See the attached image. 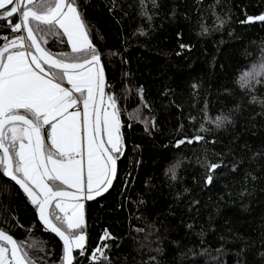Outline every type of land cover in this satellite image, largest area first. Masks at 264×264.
Returning a JSON list of instances; mask_svg holds the SVG:
<instances>
[{
  "label": "trees",
  "instance_id": "obj_1",
  "mask_svg": "<svg viewBox=\"0 0 264 264\" xmlns=\"http://www.w3.org/2000/svg\"><path fill=\"white\" fill-rule=\"evenodd\" d=\"M79 3L91 25L92 41L103 54L110 85L107 91L120 97V106L131 112L139 104L137 89L142 87L151 104V111L144 109L143 113L155 116L157 123L151 135L140 123L122 129L126 150L118 162V177L103 197L86 202L89 249L101 243L106 229L120 238L112 242L109 256L118 264H132L133 256L141 257L133 250L130 229L149 231L148 225L155 224L164 237L161 264H237L238 260L240 264H264L260 255L264 253V180L249 181L252 194L243 199L236 195L241 185L232 186L242 180L246 170L264 177V158L252 159L256 153H264V116L256 115L262 109L248 104L235 83L239 72L257 62L264 51V22L241 23L247 16L264 14V0H220L219 4L216 0H157L159 8L148 5L151 21L139 14L138 0H116L114 13L108 10L110 0ZM213 11L231 19L217 30ZM201 22L212 29L209 34H199ZM48 39L45 46L50 50H67L56 38ZM181 44L190 48L182 49ZM192 84L199 87L193 89ZM125 87L131 89L127 99ZM256 95L264 97V87L258 86ZM241 97L244 109L235 115L234 126L200 133L215 144L175 147L176 140L197 133L206 101L214 117L227 113ZM189 116H195L196 121L190 122ZM122 120L128 124L127 113ZM205 152L211 162L223 159L227 165L217 169V178L208 188L202 183L204 169L197 163ZM178 160V179L172 181L165 170ZM234 160H243L236 172L230 170ZM17 187L0 191V226L17 240L24 239L29 228L34 229L32 237L47 242L52 252L48 264H59L62 242L42 229L33 207ZM229 191L232 196L226 195ZM141 199L144 204H139ZM193 200L200 204L191 203ZM12 216L18 217L24 228L3 222ZM201 230L203 235H199ZM132 235L140 240L144 234ZM147 258L145 250L143 259Z\"/></svg>",
  "mask_w": 264,
  "mask_h": 264
},
{
  "label": "snow or ice",
  "instance_id": "obj_2",
  "mask_svg": "<svg viewBox=\"0 0 264 264\" xmlns=\"http://www.w3.org/2000/svg\"><path fill=\"white\" fill-rule=\"evenodd\" d=\"M216 2L219 4L220 0ZM110 3L108 10L114 13L116 0ZM149 3L153 9L159 8L157 0H138L139 14L151 21ZM172 15L175 16V9ZM212 16L217 30L231 19L215 11ZM255 21L264 22V14L247 16L241 23ZM199 27L200 35L212 31L203 22ZM0 32L4 33L0 35V180L4 181L0 183V191L18 186V192H22L33 207L42 229L62 242L59 264H118L109 253L112 242L120 238L108 230L100 237L101 243L89 249L85 203L103 197L113 187L118 177V162L126 150L122 129L131 128L133 123L142 124L149 135L157 129L155 116L143 113L144 109L151 111L144 89H137L139 104L131 112L120 106V97L107 91L110 85L103 54L92 41L91 25L79 0H0ZM140 34L145 33L141 30ZM49 37L56 38L67 50L47 48ZM180 47L190 48L184 44ZM235 83L247 97L248 104L261 107L262 111L256 115L264 116V97L256 95L258 86L264 87V51L257 62L239 72ZM191 87L197 89L199 85ZM130 92L131 89L125 87L124 99ZM244 103L241 97L227 113L220 112L213 117L206 101L197 133L176 140L175 147L185 143L215 144V140L208 141L200 133L234 126L235 115L242 112ZM176 107L182 106L176 104ZM124 113H127V125L122 120ZM196 119L189 116L190 122ZM257 157L264 158V153H256L252 159ZM197 163L204 169L205 188L214 184L217 169L227 166L223 159L211 162L207 152ZM242 163L243 160H234L230 170L236 172ZM180 166L181 162L176 161L165 170V175L176 181ZM260 180L264 177L246 170L242 180L234 181L232 186L241 185L236 195L243 199L252 194L248 190L249 181ZM226 195L233 193L229 191ZM144 203L143 199L139 201V204ZM191 203L199 205L200 201ZM3 222L24 228L15 216ZM187 227L192 229L193 225ZM148 229H130L128 235L133 250L141 257L137 260L133 256L132 264H161L160 243L164 237L155 224L148 225ZM27 231L24 239L17 240L0 228V264H48L52 252L46 247L47 242L33 238L34 229ZM133 232L143 233V239L138 240ZM199 235H203V230ZM152 236L156 239L151 240ZM145 250L146 260L143 259ZM260 255L264 257V253Z\"/></svg>",
  "mask_w": 264,
  "mask_h": 264
},
{
  "label": "crops",
  "instance_id": "obj_3",
  "mask_svg": "<svg viewBox=\"0 0 264 264\" xmlns=\"http://www.w3.org/2000/svg\"><path fill=\"white\" fill-rule=\"evenodd\" d=\"M85 211H86V203H85Z\"/></svg>",
  "mask_w": 264,
  "mask_h": 264
},
{
  "label": "water",
  "instance_id": "obj_4",
  "mask_svg": "<svg viewBox=\"0 0 264 264\" xmlns=\"http://www.w3.org/2000/svg\"><path fill=\"white\" fill-rule=\"evenodd\" d=\"M105 73H106V71H105ZM106 79H107V77H106ZM0 228H2V227L0 226Z\"/></svg>",
  "mask_w": 264,
  "mask_h": 264
},
{
  "label": "rangeland",
  "instance_id": "obj_5",
  "mask_svg": "<svg viewBox=\"0 0 264 264\" xmlns=\"http://www.w3.org/2000/svg\"><path fill=\"white\" fill-rule=\"evenodd\" d=\"M86 212V211H85Z\"/></svg>",
  "mask_w": 264,
  "mask_h": 264
}]
</instances>
